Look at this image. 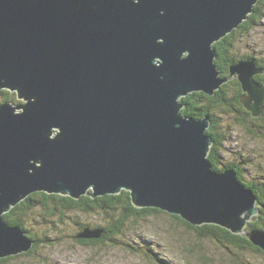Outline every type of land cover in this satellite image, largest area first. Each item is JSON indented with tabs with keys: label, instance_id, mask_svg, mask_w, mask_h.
<instances>
[{
	"label": "water",
	"instance_id": "obj_1",
	"mask_svg": "<svg viewBox=\"0 0 264 264\" xmlns=\"http://www.w3.org/2000/svg\"><path fill=\"white\" fill-rule=\"evenodd\" d=\"M258 1L0 0V89L24 100L0 104V258L35 244L4 221L19 201L91 188H126L138 207L221 225L264 250V228L249 226L264 203L235 168L214 170L209 116H185L181 102L238 76L242 102L264 111V69L241 60L223 78L213 44Z\"/></svg>",
	"mask_w": 264,
	"mask_h": 264
},
{
	"label": "rangeland",
	"instance_id": "obj_2",
	"mask_svg": "<svg viewBox=\"0 0 264 264\" xmlns=\"http://www.w3.org/2000/svg\"><path fill=\"white\" fill-rule=\"evenodd\" d=\"M260 23L235 38L233 53L237 59L249 54L264 61V16ZM8 94L7 101L24 103L16 90H9ZM0 98L3 99L2 93ZM216 115L218 132L225 138L220 167L235 164L245 182L259 181L264 185V120L250 117L243 124L240 113L225 109L216 111ZM120 213L121 210L114 212L109 208L72 210L62 219L59 213L51 215L39 205L24 215L23 221L35 239L43 240L30 254L24 251L3 264H264V251H241L211 238H200L170 213H131L118 234L96 244L76 238L87 225H112L120 219ZM46 234L49 238L44 239Z\"/></svg>",
	"mask_w": 264,
	"mask_h": 264
},
{
	"label": "trees",
	"instance_id": "obj_3",
	"mask_svg": "<svg viewBox=\"0 0 264 264\" xmlns=\"http://www.w3.org/2000/svg\"><path fill=\"white\" fill-rule=\"evenodd\" d=\"M264 0H259L258 3L254 6L253 12L250 13L248 18L241 23L237 28L233 29L229 32L225 37L214 44V48L216 49L217 58L216 65L217 68L222 70L225 73L223 78H227L231 76V65L239 62L236 54L233 53V48L235 47V38L245 32H249L253 28H255L258 24H261L260 21L264 16V7L262 6ZM240 57V56H239ZM245 58H252L249 54L245 56ZM260 66V64H259ZM261 66L264 67V63H261ZM262 78L261 82H264V75H258L257 78ZM229 82L222 85V88L218 89L215 94L211 95L204 91H194L184 96L181 99L184 107L182 109V114L189 117L194 118H204L205 116H210L211 118V126L208 128L207 133L210 134L213 139V145L211 148V152L208 156L210 159L214 170H223L227 167L235 168L238 177L241 182L253 189L255 194L257 195L259 201L264 203V185L261 182H245L243 180V175H240L241 169L237 167L235 164H227L223 167H220L221 164V147L225 140V138L220 135L218 132V122L216 111L219 110H227L231 113H240V120H242L243 124L248 122V118L252 117L251 113L246 110L245 104L242 102V91L243 86L238 78V81L233 84L232 88L226 87ZM9 89H1L0 94L2 93L3 99L0 98V104L9 100ZM245 92V91H244ZM228 97H227V95ZM231 99H230V97ZM242 116V117H241ZM254 120H260V118L264 119V116L258 117L257 119L252 117ZM94 189L91 188L89 193L84 194L81 198H75L70 195L63 194H55L49 193L46 191H38L32 193L30 196L25 199L19 201L9 212L4 214V221L8 225H20L26 232L28 237H31L35 241L34 247L28 252L30 254L33 249H36L38 246V242L43 239H35V235L26 229L24 226L23 217L27 216L31 212L34 211V208L37 206H42L46 209L48 213L51 215H60L59 218H64L67 215V212L72 210H79L81 212L91 211L93 209H102L106 210L109 208L112 211L121 210L120 219L116 222H113L112 225H107L106 227L98 226V227H83L81 232H84L87 228L92 229H105L103 235L100 238H79L77 234L76 238L84 243L96 244L104 241L107 238H110L114 234H118L121 231V227L126 220L129 219L131 213H140L141 214H153L156 212L159 213H170L171 216L185 223L189 228L194 229L200 238H211L218 241L224 245H230L233 247L239 248L241 251H252V252H262L263 248L255 245L250 239L247 238L245 234H236L233 233L226 227L221 225L205 223L202 225H195L194 223L186 220L180 214L171 213L168 210H163L162 208L155 206H144L138 207L134 204L133 198L131 195V190L126 188L123 189L119 194H111L107 193L104 195H99L97 197H93L92 193ZM249 226L251 228H264V208L261 207V213L259 214L257 220L252 221ZM80 232V233H81ZM49 233V232H47ZM30 234V235H29ZM38 236V235H37ZM45 238H49L48 234L45 235ZM39 240V241H37ZM19 256V254H13L6 257L0 258V264L6 263L12 257Z\"/></svg>",
	"mask_w": 264,
	"mask_h": 264
},
{
	"label": "flooded vegetation",
	"instance_id": "obj_4",
	"mask_svg": "<svg viewBox=\"0 0 264 264\" xmlns=\"http://www.w3.org/2000/svg\"><path fill=\"white\" fill-rule=\"evenodd\" d=\"M251 56V55H250ZM252 58H245V56H240V58H239V61H241V60H253L255 63H256V65H257V67H260V68H262V69H264V67H262L261 66V63L262 62H264V61H260L256 56H251ZM259 64H260V66H259ZM219 69V68H218ZM219 71L221 72V77L222 76H224L225 75V73H223L222 72V70H220L219 69ZM264 75V72L263 73H259V74H257V75H255V80L258 82V83H261V84H264V82H261V80H262V78L260 77V78H257V76L258 75ZM228 78H230V77H228ZM238 76H235V77H233V78H231L229 81H227V82H229L228 84H227V86L226 87H229V88H232L233 87V84H235L237 81H238ZM225 84H226V82H225ZM244 90V89H243ZM245 94V92L244 91H242V96ZM244 104V103H243ZM245 106V105H244ZM246 108V110L248 111V112H250L251 113V115H252V117H254V118H258V117H261V116H264V111L261 113V114H259V115H255L254 114V112L252 111V110H249L247 107H245ZM251 117V118H252ZM260 120H264L263 118H260ZM260 120H258V121H260ZM227 168H229V167H227ZM226 169V168H225Z\"/></svg>",
	"mask_w": 264,
	"mask_h": 264
},
{
	"label": "bare ground",
	"instance_id": "obj_5",
	"mask_svg": "<svg viewBox=\"0 0 264 264\" xmlns=\"http://www.w3.org/2000/svg\"><path fill=\"white\" fill-rule=\"evenodd\" d=\"M2 89H5V88H2ZM1 90V89H0ZM10 90V89H9ZM17 104V103H15ZM23 104V103H22ZM210 121H211V118L209 117ZM55 132H57V129H55V131H53V135L55 134Z\"/></svg>",
	"mask_w": 264,
	"mask_h": 264
},
{
	"label": "clouds",
	"instance_id": "obj_6",
	"mask_svg": "<svg viewBox=\"0 0 264 264\" xmlns=\"http://www.w3.org/2000/svg\"><path fill=\"white\" fill-rule=\"evenodd\" d=\"M224 170V169H223ZM35 245V244H34ZM34 247V246H33Z\"/></svg>",
	"mask_w": 264,
	"mask_h": 264
}]
</instances>
